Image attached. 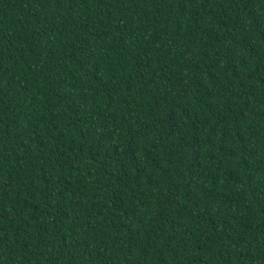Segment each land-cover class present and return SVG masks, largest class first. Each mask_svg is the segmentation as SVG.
<instances>
[{
    "label": "trees",
    "instance_id": "1",
    "mask_svg": "<svg viewBox=\"0 0 264 264\" xmlns=\"http://www.w3.org/2000/svg\"><path fill=\"white\" fill-rule=\"evenodd\" d=\"M0 264H264V0H0Z\"/></svg>",
    "mask_w": 264,
    "mask_h": 264
}]
</instances>
